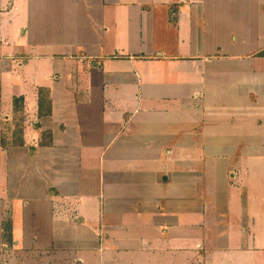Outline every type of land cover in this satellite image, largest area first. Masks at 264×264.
<instances>
[{
	"label": "crops",
	"instance_id": "1",
	"mask_svg": "<svg viewBox=\"0 0 264 264\" xmlns=\"http://www.w3.org/2000/svg\"><path fill=\"white\" fill-rule=\"evenodd\" d=\"M27 2L23 34L44 52L1 54L0 37V61L55 69L36 86L35 147L23 97L5 118L23 142L3 143L0 115V264H133L126 253L193 240L201 252L171 261L206 264L233 201L254 243L233 249L263 252L264 0ZM206 201L221 209L210 220ZM37 229L49 235L40 246Z\"/></svg>",
	"mask_w": 264,
	"mask_h": 264
},
{
	"label": "rangeland",
	"instance_id": "2",
	"mask_svg": "<svg viewBox=\"0 0 264 264\" xmlns=\"http://www.w3.org/2000/svg\"><path fill=\"white\" fill-rule=\"evenodd\" d=\"M7 4H8L7 0H3L1 14H0V37L7 38L8 40L6 44L5 41L3 40V46H2L3 49L1 51V54H6L12 51L18 53L19 55H22L24 53L23 51L27 52L28 50L33 52L36 51L40 53L44 52L39 47L30 46L29 32L26 35L23 34V30H25V27L29 28L31 22V11L27 0H16V4H17L16 6H18L16 7V9H13L12 11L3 12L5 8L9 9V6ZM21 25L22 28L19 29L20 28L19 26ZM24 62L25 60L9 61L6 60L5 58H3L0 61V78L2 79L1 80L2 101L0 103V115H1V119L3 120V133L7 139L12 141L13 139L12 129L14 128L11 121L12 117L11 120L7 117L8 121H6L5 118L6 116L13 114L11 112L13 111L14 108L15 95L23 97V99L27 103V105L24 106L23 118L25 115V117L29 119V121H27L29 123L24 126L25 133L27 134L23 136L25 137L29 145H33L35 147L36 146L35 140L38 139L36 138V135L39 132L35 133L33 124L31 125V128H30V124L36 119V115L35 116H31V115L33 114V111L35 110L36 106L38 108L39 105L38 97H37L39 91L36 90V86L40 84L47 86L50 85L54 78L52 74L55 68L53 62H51L48 58L47 59L31 58L28 60L27 64H24ZM11 66L12 69H9ZM47 75H50V79H48ZM42 131L43 129L41 128V132ZM21 139L22 138H20V140ZM20 142H23V140H21ZM38 156L39 155H37L36 152V154L31 157L34 160V158L36 157L38 158ZM2 157L3 156L0 153V183H2V179H5V166L3 164ZM23 183H25V181ZM18 185H19V181H16L15 191L18 190L19 188ZM21 187H22L21 188L22 195L26 194V197H31L34 193H37L38 190V184L32 182L31 183L27 182V184L25 185L23 184V186ZM231 189L232 188L229 187V191ZM232 200H234V197L232 198ZM205 204L207 205L208 208V217H207L208 220H210L211 217L216 212L218 213L221 212L219 206L218 209L213 208L214 205L213 202L210 203L209 201H206ZM240 207L241 206L239 201H233L229 205V211L228 209H226L225 217L227 218L226 221L230 222V225L227 224V226H229V229L226 230V232L223 233L222 235L219 234L218 242L217 241L215 242L216 244L214 245V247L211 248V251L205 256L206 264H264L261 262V260L262 261L264 260V251L263 252L256 251L254 253V251H249L248 249H243V248H241V250L233 249L242 244L245 246L249 245V243L254 244L251 237H249L245 233L246 231H243L244 233L243 235H241V231L238 232L240 226ZM20 211H21V202L15 201L14 203L9 205V212L7 214L10 217L9 214L13 213V217L16 225L14 234L15 237L18 240H20V242L23 244L24 239L28 238L31 241L32 238L31 236L22 233V229H20V226H18V222L20 224V220L18 219L20 217ZM91 219L93 218L91 217ZM99 223H101L100 219H99ZM36 235L41 238L40 243H38L39 246L43 244L42 240L44 238L47 239V237L49 236L46 231L41 233L40 229L36 230ZM239 237H241L242 239H240ZM196 243L197 241L194 240L187 242H179L178 244L173 243L172 248H169L161 243H155L154 244L155 246L153 247L154 249H145L147 251H143V252H141L142 251L141 249H137L134 252L126 253L127 255L126 260L129 258V254H131V256H134L138 259V262L135 261L133 262V264H138V263L143 264L144 262L147 261H149L150 264L151 263L173 264V262L171 261L172 259L184 260L186 257H189L190 255L189 252H187L188 250H191L193 252L194 251L201 252L202 249L201 250L196 249L195 247ZM178 245H184L186 249L185 248L179 249ZM148 250H154V251H148ZM184 250H186V252Z\"/></svg>",
	"mask_w": 264,
	"mask_h": 264
},
{
	"label": "trees",
	"instance_id": "3",
	"mask_svg": "<svg viewBox=\"0 0 264 264\" xmlns=\"http://www.w3.org/2000/svg\"><path fill=\"white\" fill-rule=\"evenodd\" d=\"M13 135H14V137H13V140L11 141V143L20 142V139H19L18 135L17 134H13ZM3 143L6 144V137L5 136H3Z\"/></svg>",
	"mask_w": 264,
	"mask_h": 264
}]
</instances>
